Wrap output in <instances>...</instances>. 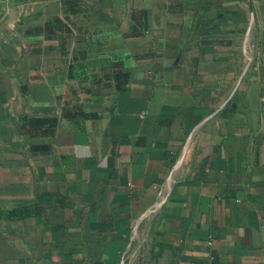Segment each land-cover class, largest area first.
I'll return each instance as SVG.
<instances>
[{
    "label": "crops",
    "instance_id": "crops-1",
    "mask_svg": "<svg viewBox=\"0 0 264 264\" xmlns=\"http://www.w3.org/2000/svg\"><path fill=\"white\" fill-rule=\"evenodd\" d=\"M0 264H264V0H0Z\"/></svg>",
    "mask_w": 264,
    "mask_h": 264
}]
</instances>
